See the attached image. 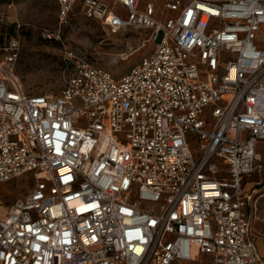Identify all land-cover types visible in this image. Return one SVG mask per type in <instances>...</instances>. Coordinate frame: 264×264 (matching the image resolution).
<instances>
[{
  "label": "built area",
  "instance_id": "built-area-1",
  "mask_svg": "<svg viewBox=\"0 0 264 264\" xmlns=\"http://www.w3.org/2000/svg\"><path fill=\"white\" fill-rule=\"evenodd\" d=\"M77 5L152 49L118 78L87 62L62 41ZM56 6L58 93L26 95L18 40L0 48V183L32 179L0 214V264H264L245 189L262 169L264 0Z\"/></svg>",
  "mask_w": 264,
  "mask_h": 264
},
{
  "label": "rangeland",
  "instance_id": "rangeland-1",
  "mask_svg": "<svg viewBox=\"0 0 264 264\" xmlns=\"http://www.w3.org/2000/svg\"><path fill=\"white\" fill-rule=\"evenodd\" d=\"M140 2L141 7L147 2L153 3L159 12L163 0ZM79 8L77 5L69 23L62 29V41L74 53L113 77L126 74L145 52L152 49L153 44L148 43L142 50L132 53L129 46L136 47L139 39L148 32L143 30L140 34H135L133 31H126L109 35L97 21L84 17ZM116 11L122 18H126L124 10L117 7ZM56 22V0H0V48L8 47L12 41L18 40L20 51L12 67V74L28 96L45 92L58 93L62 89L61 45L43 38V33L53 30ZM158 41L159 39L156 43ZM255 44L264 49V26ZM4 57L5 54L0 52V78L5 75L1 70L7 71L1 65ZM205 115L208 117V108ZM188 143L193 153H196V141L192 134L188 136ZM260 153L262 169L249 178L247 187L254 184L249 196L252 208L251 233L255 240L264 244V144L260 146ZM31 180L30 175H25L0 183V214H4L17 199L28 194L32 188ZM262 257L264 258V253ZM199 258L205 260L204 256ZM193 264H199V261Z\"/></svg>",
  "mask_w": 264,
  "mask_h": 264
},
{
  "label": "crops",
  "instance_id": "crops-1",
  "mask_svg": "<svg viewBox=\"0 0 264 264\" xmlns=\"http://www.w3.org/2000/svg\"><path fill=\"white\" fill-rule=\"evenodd\" d=\"M249 183H250V179H247V181H246V183H245V189L246 190H248V191H251L252 190V188H253V183H252V185L248 188L247 186L249 185ZM251 238H252V240L255 242V244H256V246H257V248H258V250H259V253L261 254V256H262V254L264 253V244L263 243H259L257 240H255L254 238H253V236H252V233H251Z\"/></svg>",
  "mask_w": 264,
  "mask_h": 264
},
{
  "label": "bare ground",
  "instance_id": "bare-ground-1",
  "mask_svg": "<svg viewBox=\"0 0 264 264\" xmlns=\"http://www.w3.org/2000/svg\"><path fill=\"white\" fill-rule=\"evenodd\" d=\"M13 78H14V81H15V82H17L18 84H20V83L18 82V80L15 78L14 75H13Z\"/></svg>",
  "mask_w": 264,
  "mask_h": 264
}]
</instances>
